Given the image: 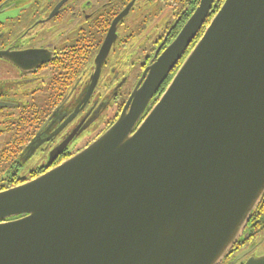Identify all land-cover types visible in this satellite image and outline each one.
<instances>
[{
	"label": "water",
	"instance_id": "water-1",
	"mask_svg": "<svg viewBox=\"0 0 264 264\" xmlns=\"http://www.w3.org/2000/svg\"><path fill=\"white\" fill-rule=\"evenodd\" d=\"M213 3L201 0L111 128L0 193V264H220L248 239L264 199V0H225L154 99Z\"/></svg>",
	"mask_w": 264,
	"mask_h": 264
},
{
	"label": "flooded vegetation",
	"instance_id": "flooded-vegetation-1",
	"mask_svg": "<svg viewBox=\"0 0 264 264\" xmlns=\"http://www.w3.org/2000/svg\"><path fill=\"white\" fill-rule=\"evenodd\" d=\"M224 2L214 0L154 99L164 94ZM200 5L201 0H0V193L58 167L111 128L148 68ZM244 236L220 264L264 256L256 253L264 244V203Z\"/></svg>",
	"mask_w": 264,
	"mask_h": 264
},
{
	"label": "rangeland",
	"instance_id": "rangeland-1",
	"mask_svg": "<svg viewBox=\"0 0 264 264\" xmlns=\"http://www.w3.org/2000/svg\"><path fill=\"white\" fill-rule=\"evenodd\" d=\"M31 166H33V163H30V164L28 165L29 168H30ZM263 241H264V240H263ZM256 253L259 254V256H260V255H264V244H263V245L261 244V246L258 247V249L256 250Z\"/></svg>",
	"mask_w": 264,
	"mask_h": 264
},
{
	"label": "trees",
	"instance_id": "trees-1",
	"mask_svg": "<svg viewBox=\"0 0 264 264\" xmlns=\"http://www.w3.org/2000/svg\"><path fill=\"white\" fill-rule=\"evenodd\" d=\"M262 203H264V199H263ZM262 203H261V204H262ZM259 207H260V206H259Z\"/></svg>",
	"mask_w": 264,
	"mask_h": 264
}]
</instances>
